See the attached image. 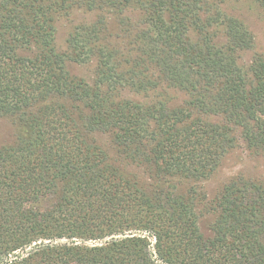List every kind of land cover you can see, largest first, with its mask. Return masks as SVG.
<instances>
[{"label":"trees","instance_id":"trees-1","mask_svg":"<svg viewBox=\"0 0 264 264\" xmlns=\"http://www.w3.org/2000/svg\"><path fill=\"white\" fill-rule=\"evenodd\" d=\"M76 11L90 19L61 52ZM252 46L202 0H0V264H264V182L187 186L239 140L264 156V61L238 60Z\"/></svg>","mask_w":264,"mask_h":264},{"label":"rangeland","instance_id":"rangeland-1","mask_svg":"<svg viewBox=\"0 0 264 264\" xmlns=\"http://www.w3.org/2000/svg\"><path fill=\"white\" fill-rule=\"evenodd\" d=\"M206 2L211 12L220 11L223 15L229 16L241 22L249 31L253 46L249 50L238 53L239 63L243 66L249 65L255 58L264 61V9L247 0H202ZM90 19L89 15L76 11L69 17H64L56 24V48L65 52L67 49L66 40L75 24L83 20ZM214 43L221 45L225 43L222 31L214 36ZM68 72L74 76L91 83L94 76V65H79L68 62L66 65ZM127 97L135 99L130 94ZM177 101H182V95L177 94ZM14 138V128L11 124L2 119L0 120V145L10 143ZM243 175L253 180L264 182V156L255 155L249 151L242 141H238L237 146L230 151L223 159L218 170L207 180H201L196 183H189L199 191L205 193L208 198H213L219 189L232 178ZM209 218L201 220L202 231L207 234Z\"/></svg>","mask_w":264,"mask_h":264}]
</instances>
